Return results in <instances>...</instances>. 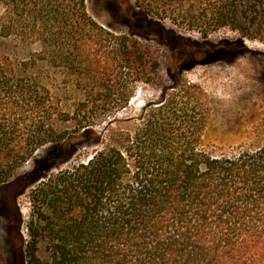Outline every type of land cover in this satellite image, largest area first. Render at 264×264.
<instances>
[{"label": "trees", "instance_id": "trees-1", "mask_svg": "<svg viewBox=\"0 0 264 264\" xmlns=\"http://www.w3.org/2000/svg\"><path fill=\"white\" fill-rule=\"evenodd\" d=\"M0 5V37L41 46L24 61L0 57V190L27 178L16 172L48 144L50 159L87 140L98 144L89 158L44 181L35 175L25 264H264V145L221 156L203 149L210 102L199 85L183 80L200 58L249 53L244 39L200 43L173 34L172 84L139 117L118 118L135 95L121 84L124 76L145 83L159 77L161 64L149 47L107 31L86 0ZM135 6L204 37L211 28L231 27L264 43V0H135ZM44 67L75 77L84 94L75 109L60 108L41 81ZM99 110L114 117L102 131L94 128ZM69 122L72 129L61 127Z\"/></svg>", "mask_w": 264, "mask_h": 264}, {"label": "rangeland", "instance_id": "rangeland-1", "mask_svg": "<svg viewBox=\"0 0 264 264\" xmlns=\"http://www.w3.org/2000/svg\"><path fill=\"white\" fill-rule=\"evenodd\" d=\"M86 5L89 15L103 28L116 36L138 40L154 52L161 64L159 77L150 83L124 76L121 84L127 85L128 82V87L135 90V95L126 108L115 114L118 118L139 117L142 107L158 101L162 88L172 84L167 79V71L172 64L173 34L200 43L244 39L250 49L249 53L235 59L226 57L215 62H204L205 59L200 58L199 64L183 72V80L199 85L210 102V120L201 142L203 149L214 156H221L264 145L263 42L244 37L240 31L231 27L218 30L211 28L204 37L198 29L188 28L168 17L163 19L147 14L143 8L135 6V0H86ZM2 12L0 5V16ZM40 50L39 43L26 46L14 39L0 37V57L8 59V62L24 61L30 52ZM31 72L27 73L32 74ZM33 73L37 74V71ZM40 74L42 83L62 110L75 109L78 101L83 99L84 94L75 85V77L70 72L44 67ZM95 117L96 131H102L106 123L114 118L103 111L97 112ZM61 127L70 130L72 122ZM53 148L54 145L48 144L39 149L16 172V178H23L24 174L28 175L27 178H23L17 185L10 188L5 186L7 188L0 190V264L26 262L25 251L29 241L26 225L32 211L29 193L39 184L36 183L35 175L42 177L41 181H44L49 175L64 170L73 162L89 158L98 144L94 140H87L83 144L73 145L66 152L54 153V157L50 159ZM46 157L50 160L40 165L39 172H31L35 163ZM52 164L54 166L48 169ZM39 254L42 258L47 256L42 244Z\"/></svg>", "mask_w": 264, "mask_h": 264}]
</instances>
